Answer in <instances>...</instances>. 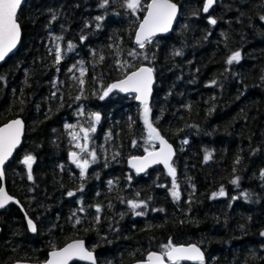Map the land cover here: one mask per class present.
I'll return each instance as SVG.
<instances>
[{"label":"trees","instance_id":"trees-1","mask_svg":"<svg viewBox=\"0 0 264 264\" xmlns=\"http://www.w3.org/2000/svg\"><path fill=\"white\" fill-rule=\"evenodd\" d=\"M148 1L136 13L127 0H26L21 7V44L0 65V126L25 123L4 174L37 232L29 233L14 205L1 210L0 264L41 263L75 239L98 264L142 261L169 242L199 246L204 264H264V0H215L208 15L204 0H171L180 10L172 33L141 49L134 35ZM237 51L239 63L227 64ZM140 65L154 70L149 118L175 148L179 199L162 167L137 176L127 166L129 157L157 148L144 108L133 95L101 99ZM91 127L84 140L96 159L81 176L70 161L73 134ZM27 155L35 157L31 180ZM128 201L147 207L133 210Z\"/></svg>","mask_w":264,"mask_h":264},{"label":"snow or ice","instance_id":"snow-or-ice-1","mask_svg":"<svg viewBox=\"0 0 264 264\" xmlns=\"http://www.w3.org/2000/svg\"><path fill=\"white\" fill-rule=\"evenodd\" d=\"M22 0H0V61H3L5 57L11 52L19 41L20 30L19 24L17 22V12L20 8ZM107 3V0H105ZM215 3V0H206L203 11L207 13L209 8ZM104 4L101 5L103 7ZM126 7L131 10L132 13H136L141 7V0H127ZM177 5L172 3L171 0H151V3L147 5V15L143 19L142 23L139 24V30L136 33V43L141 49L145 47L146 42H151V37H153L158 32H167L172 24V21L177 15ZM97 19H101L97 17ZM264 19V17H262ZM211 24H215V19L210 20ZM57 41L61 37L55 38ZM72 45H68V49L71 50ZM176 55H180V52H176ZM129 55L135 56L136 52H130ZM60 48L59 44L56 46V61H60ZM147 58V57H145ZM101 60L103 57L100 58ZM241 59V53L239 51L233 53L227 60V64L231 65L233 62L239 63ZM153 69L149 67H141L139 70L132 72L127 75L125 79L121 80L117 84H112L104 91L103 99L107 96L113 89H119L122 92H135L138 93L136 99L141 100L144 105V123L149 129L150 139H159L162 147L159 152H149L147 157L139 158L135 157L131 161L132 167L136 169L139 173L144 171L146 167L153 163H163L166 168H168L169 175L172 176V196L175 199H179V192L177 191L176 184V170L169 163L173 155L172 147L160 136L159 132L152 126L148 119L149 106L148 97L151 94V88L153 83ZM83 75V70L81 71ZM80 84L83 85L84 81L81 79ZM82 114V113H81ZM92 118L98 123L101 119L98 113H93ZM73 125H68V128H72ZM84 132V139H88V132L95 131V127L90 129H81ZM23 133V122L21 120H15L7 124L5 127L0 128V177L3 176V166L8 158L11 156L13 150L20 143V138ZM73 139H77V136L73 134ZM187 143V141H184ZM82 152H86L87 148L84 145L77 144ZM147 150V149H146ZM92 160L95 161L96 153L93 151L89 153ZM72 162L81 169V176H84L88 167V160L83 159L78 156L76 152L71 153ZM209 157H206V159ZM23 163L27 166L28 178L32 179V166L35 163V157L32 155H27L23 159ZM233 183H238V179L233 181ZM111 184V181H109ZM82 190V188H81ZM220 195H224L223 189H221ZM69 196L74 195V193L69 192ZM12 200V197L8 196L7 193L0 189V208H4L5 205ZM130 207L135 210L141 207H147L146 204L139 203L136 201H128ZM101 211L100 207H96V212ZM136 215H143L144 213L135 212ZM99 217H97V220ZM76 224L80 223V220L75 221ZM28 225L31 231L35 232L36 225L31 219L28 220ZM52 259L48 264H69V261L73 257H79L80 259H87L91 261V264H95V259L92 253L84 248L83 242L77 241L75 243L69 244L67 247L60 251H53L51 253ZM165 257L172 262V264H179L183 260H193L198 261L199 264H204V256L200 248L196 245H190L187 247L174 246L169 242L166 246V251L163 254L151 253L148 256L149 264H165Z\"/></svg>","mask_w":264,"mask_h":264},{"label":"water","instance_id":"water-1","mask_svg":"<svg viewBox=\"0 0 264 264\" xmlns=\"http://www.w3.org/2000/svg\"><path fill=\"white\" fill-rule=\"evenodd\" d=\"M25 2H26V0H22L21 5H20V8L18 9V12H17V16H18V13H19L21 7L23 6V4H24ZM171 2L174 3L173 1H171ZM150 3H151V0H149L148 3L146 4V11H145V13H144V15H143V17H142L140 23H142L143 19H144V18L146 17V15H147V5L150 4ZM205 3H206V0H204V4H203V7H202V12H203L204 15H208V14L211 12V10L213 9L215 3L212 5L211 8H209V11H208L207 13H205V12L203 11V8H204ZM174 4H176V3H174ZM176 5H177V4H176ZM177 9H178V11H177V15H176L175 19L172 21V24H171L170 29H169L167 32H158V33H156L153 37H151V39L156 38V37H166V36H168V35H170V34L172 33L173 29L175 28V26H176V24L178 23V20H179L180 10H179V6H178V5H177ZM17 22H18V21H17ZM140 23H139V24H140ZM18 24H19V23H18ZM19 30H20V37H19V41H18V43L16 44V47H15L11 52L8 53V55L5 57V59H4L3 61H0V65H1V64H2V63H3L8 57H10V56L13 55L14 53H16V51L18 50V48H19V46H20V44H21V39H22V31H21V27H20V25H19ZM138 30H139V25H138V28H137V30H136V32H135V35H134V43H135V45H137V46H139V45L136 43L135 38H136V33L138 32ZM141 67H149V68H151V67L148 66V65H140V66L137 67L136 69H134V70H132L131 72H129L127 75H130L132 72L139 70V68H141ZM127 75H126V76H127ZM126 76H125L124 78L120 79V80H116V81L110 83L109 86H111L112 84H117V83H119L121 80L125 79ZM154 85H155V76H154V71H153V83H152V88H151V94H150V96L148 97V106H150V103H151V99H152L153 92H154V91H153V89H154ZM109 86H108V87H109ZM108 87H107V88H108ZM113 93H120V94H123V95H133L134 98H135V102H136L137 104H139L141 107L144 108V105H143V103L141 102V100L136 99V97L138 96V93H135V92H122V91H120L118 88H117V89H113L109 94H113ZM148 119H149V121H150L149 114H148ZM15 120H21V121L23 122V133H22L21 138H20V143H19L18 146L13 150L11 156H10V157L8 158V160L5 162V164H4V166H3V173H4V168H5V166H6V165L9 163V161L14 157V155L16 154V152L20 149V147H21V145H22L23 138H24V134H25V123H24V121H23L21 118H15V119H11V120H9L8 122H6L5 124H3V125L0 126V128H3V127H5L7 124H9V123H11L12 121H15ZM146 129H147V132H148V134H149V129H148L147 126H146ZM156 130H157V129H156ZM157 131H158V130H157ZM158 132H159V131H158ZM159 134H160V132H159ZM160 136L163 137L161 134H160ZM163 139H164L165 141H167L164 137H163ZM153 141L157 144V148H155V149H153L152 151H149V152H159V151H160V148L162 147V145L160 144L159 139H153ZM167 143H168L169 145H171V147H172L173 155H172L171 160H170L169 163H170L171 166L173 167L172 164H173V160H174V158H175V148H174V146H173L170 142L167 141ZM149 152L144 153L143 155H139V156H131V157H129V158L127 159V166H128V168H129L131 171H133L137 176H143L144 174H146V173H147L149 170H151L152 168H154V167H156V166H160V167H162V169L166 172V174L168 175V177H170V178L172 179V176L169 175L168 168H166L165 165H164L163 163H153V164H150L148 167L145 168L144 171H141V172H139V173L136 171L135 168L132 167L131 161L133 160V158H135V157H139V158L147 157L148 154H149ZM70 161H71V163H73V162H72V156H71V154H70ZM73 164H74V163H73ZM0 183H1V184H0V189H3V190L7 193L8 196L12 197V200H10V201L5 205L4 208H0V211L3 210V209H5V208H6L7 206H9V205H15V206L18 207V208L20 209V211L22 212L29 233H30V234H35L36 231L33 232V231H31V229L29 228L28 220H29L30 218H29V216L27 215V213L25 212L24 208L22 207V205L20 204V202L18 201V199H16L15 197L11 196V195L8 193L7 188H6V183H5V174H3L2 177H0ZM31 220H32V219H31ZM32 221H33V220H32ZM33 223H34V221H33ZM34 224H35V223H34ZM1 231H2V229H1V227H0V235H1ZM77 241H81V242H83L84 248H85L87 251H89V252L92 253V256H93L94 259H95V264H98V263H97L96 256H95V253L92 252V251H90V250L86 247V243H85V241L82 240V239H75V240H72V241L66 243V244H65L64 246H62L61 248H58V249H54V250L49 251V252H48V255H47V259H46L44 262H41V263H35V262H27V261H15V262H13V263H11V264H48V262L52 259L51 253H52L53 251H60V250H62L63 248L67 247L69 244L75 243V242H77ZM172 245H173V244H172ZM190 245H195V244L174 245V246H183V247H187V246H190ZM196 246H197V245H196ZM197 247H199V246H197ZM199 248H200V247H199ZM200 250H201V252L203 253L204 261H205V255H204V252L202 251L201 248H200ZM151 253H156V254H158V255H159V254H163V253H161V252H150V253H148V254L146 255V257H145L144 260H142V261L132 262V263H130V264H149L147 258H148V256H149V254H151ZM180 262L199 263L198 261H193V260H183V261H180ZM180 262H179V263H180ZM74 263L91 264V261H89V260H87V259H80L79 257H73V258L69 261V264H74ZM165 264H172V262L169 261V260L165 257Z\"/></svg>","mask_w":264,"mask_h":264},{"label":"rangeland","instance_id":"rangeland-1","mask_svg":"<svg viewBox=\"0 0 264 264\" xmlns=\"http://www.w3.org/2000/svg\"><path fill=\"white\" fill-rule=\"evenodd\" d=\"M143 7H145L144 5H143ZM140 9H141V7H140ZM139 9V10H140ZM138 10V11H139ZM137 11V12H138ZM77 136V139H75V143H76V145L77 144H81V145H84L85 147L87 146V143H86V141L84 140V132H80L79 134H77L76 135ZM73 152H76L77 154H78V156L81 158V160H83V159H87L88 160V166L90 165V159H91V156L89 155V153H91L90 152V150H88V148H87V151L86 152H82L81 151V149L79 148V147H76V150L75 151H73ZM77 166V165H76Z\"/></svg>","mask_w":264,"mask_h":264},{"label":"flooded vegetation","instance_id":"flooded-vegetation-1","mask_svg":"<svg viewBox=\"0 0 264 264\" xmlns=\"http://www.w3.org/2000/svg\"><path fill=\"white\" fill-rule=\"evenodd\" d=\"M73 164V163H72ZM74 165H76V164H74ZM15 206V205H14ZM8 207V206H7ZM16 207V206H15ZM18 208V207H17ZM19 209V208H18ZM20 210V209H19ZM22 213V212H21ZM24 217V216H23ZM25 220V219H24ZM26 223V222H25ZM26 228H27V226H26ZM37 229V228H36ZM28 230V229H27ZM36 232H37V230H36ZM36 234V233H35ZM31 235H34V234H31ZM15 262V261H14Z\"/></svg>","mask_w":264,"mask_h":264}]
</instances>
